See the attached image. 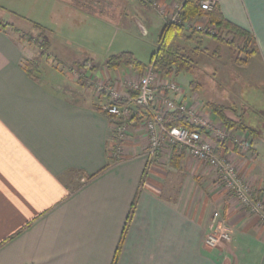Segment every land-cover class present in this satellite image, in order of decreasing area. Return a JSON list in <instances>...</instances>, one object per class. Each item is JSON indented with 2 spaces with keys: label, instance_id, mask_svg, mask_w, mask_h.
Here are the masks:
<instances>
[{
  "label": "crops",
  "instance_id": "0c3cea01",
  "mask_svg": "<svg viewBox=\"0 0 264 264\" xmlns=\"http://www.w3.org/2000/svg\"><path fill=\"white\" fill-rule=\"evenodd\" d=\"M214 1L225 19L253 34L264 69V0ZM159 2L170 13L176 0ZM3 9L0 19L15 26ZM35 56L0 28V264H264V217L242 208L210 166L186 154L178 164L165 153L151 162L141 121L129 122L120 138L99 109L107 94L87 101L77 88L67 95L65 83L33 79L24 64ZM250 128L248 150L235 142L233 135L247 137L236 126L226 154L264 201V139ZM178 168L189 175L172 191L169 171ZM214 212L232 230L225 247L204 243Z\"/></svg>",
  "mask_w": 264,
  "mask_h": 264
},
{
  "label": "rangeland",
  "instance_id": "374dc122",
  "mask_svg": "<svg viewBox=\"0 0 264 264\" xmlns=\"http://www.w3.org/2000/svg\"><path fill=\"white\" fill-rule=\"evenodd\" d=\"M1 7L4 8V17L17 25L7 28L34 49L36 56L42 51L40 46L22 40L20 32L35 37L44 35L48 39L50 47L41 64V78L52 87L65 83L67 92L77 88L76 92L87 101L92 96L96 97V94H107L98 91L96 80H104V74L110 71L106 67L109 57L131 52L138 60L149 63L166 24L165 17L155 4L142 3L141 0H0ZM199 19L202 20L200 24L211 23L208 15ZM17 27L20 32L15 29ZM205 40L208 48L196 57V67L173 77L185 93L196 94V98L190 100L196 110L206 108L214 113L211 104L220 105L229 118L256 129L257 141L264 139V69L260 58L254 56L248 66L241 67L234 62V52L227 44L211 37H205ZM192 45H195L193 41L186 43L188 48ZM87 60L91 62L98 78H93L89 73ZM131 69H115L117 75L109 78L112 84H118V88H121L127 79L144 75ZM191 82L198 84V87L193 89ZM107 97L108 101L99 102L100 110L104 111V106L111 100L108 94ZM215 121L213 123L217 124L218 119ZM218 124L227 128L229 133L230 130L222 121ZM233 137L249 144L250 137ZM188 175L183 168L169 171L172 191ZM201 178L203 176H197V182L204 188L213 187L215 181L203 179L202 182Z\"/></svg>",
  "mask_w": 264,
  "mask_h": 264
},
{
  "label": "built area",
  "instance_id": "2783aa9c",
  "mask_svg": "<svg viewBox=\"0 0 264 264\" xmlns=\"http://www.w3.org/2000/svg\"><path fill=\"white\" fill-rule=\"evenodd\" d=\"M145 1L155 4L165 16L166 22L179 21L182 0H176L170 13L161 7L159 0ZM215 3L214 0H200V6L205 12L212 11ZM200 21L202 20L190 18L186 27L206 33L217 32L214 24H200ZM109 78L108 74H104V80L98 78L96 85L99 92H106L111 97L104 106V111L122 119L121 123L115 124L120 138H124L128 123L136 111L133 107L140 106L143 116L141 123L148 134L147 155L151 162H155L161 153L170 157L176 148L179 153L192 156L210 166L220 182L239 200L242 208L251 214L264 217V201L254 199L252 186L240 177L236 163L226 154L230 131L229 134L227 128H222L218 123L214 124L208 116L196 110L194 103L186 98L185 90L173 75L157 73L153 65H150L142 77L127 79L121 89L112 84ZM123 100L127 103L121 104ZM172 112L186 115L191 127L168 126L166 116ZM235 142L239 143L244 151L248 150L249 145L244 140L235 138ZM231 241V228L226 226L219 212H214L211 230L204 240L205 245L212 248L225 247Z\"/></svg>",
  "mask_w": 264,
  "mask_h": 264
},
{
  "label": "trees",
  "instance_id": "16d2710c",
  "mask_svg": "<svg viewBox=\"0 0 264 264\" xmlns=\"http://www.w3.org/2000/svg\"><path fill=\"white\" fill-rule=\"evenodd\" d=\"M142 1L144 2V0ZM182 1L183 5L180 10L179 21L172 23L166 22L159 37L158 48L152 54L149 63L146 64L138 60L131 52H123L121 54L112 55L109 57L106 62V67L110 70H115L119 67L132 68L142 75L150 65H153L154 71L157 73L165 76H178L181 72H189L194 67H196L194 66L196 63V57L199 56L201 51L204 52L208 48V46L205 45V37H211L218 42L227 44L234 52V62L237 65L246 67L250 64L252 58L257 53L256 41L250 31L225 19L221 15L216 3L212 11L205 12L200 6V0ZM203 15H208L210 22L217 27V32L215 34L201 32L186 27V22L190 18L199 19ZM36 25L39 26L38 24ZM8 26H12V24L0 21V28L5 29ZM15 29L19 32L21 31L19 28ZM20 33L22 40L39 45L42 50L39 55L33 57L32 59L26 60L24 64L26 73L33 79L39 81L41 78V64L50 47L49 41L44 35H37V37H35L27 32L21 31ZM192 41L195 45H192L191 48H188L186 43H190ZM195 84V82H191L193 89L198 87V84ZM120 103L125 104L127 101L123 100ZM211 105L212 109L216 112V115L220 117V120L228 127L230 132H232V128L238 126L239 129H243L247 133L248 138L250 137L249 145L252 144V136L254 135L253 129L245 126L241 122H236L229 118L225 114V110L222 106L214 103ZM133 108L136 111H134L133 117L130 121L135 119L141 121L143 117L141 116L142 108L140 106ZM102 112L110 122L114 124H119L122 122L121 118L110 115L103 110ZM166 121L168 126L184 125L191 127L188 123L187 116L181 112H172L167 114ZM181 156L182 153H179L178 149L174 148L172 153L173 163L178 164L180 162ZM95 175L96 174L89 176L87 180L91 179ZM252 195L254 199H260L261 190H254Z\"/></svg>",
  "mask_w": 264,
  "mask_h": 264
}]
</instances>
